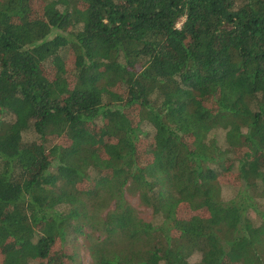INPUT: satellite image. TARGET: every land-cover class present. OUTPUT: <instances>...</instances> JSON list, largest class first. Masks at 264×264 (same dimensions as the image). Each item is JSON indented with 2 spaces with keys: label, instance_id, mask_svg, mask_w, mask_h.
<instances>
[{
  "label": "trees",
  "instance_id": "1",
  "mask_svg": "<svg viewBox=\"0 0 264 264\" xmlns=\"http://www.w3.org/2000/svg\"><path fill=\"white\" fill-rule=\"evenodd\" d=\"M263 198L264 0H0V264H264Z\"/></svg>",
  "mask_w": 264,
  "mask_h": 264
},
{
  "label": "rangeland",
  "instance_id": "2",
  "mask_svg": "<svg viewBox=\"0 0 264 264\" xmlns=\"http://www.w3.org/2000/svg\"><path fill=\"white\" fill-rule=\"evenodd\" d=\"M213 137L220 143L223 139V135L220 133H215ZM31 136L28 137L29 140ZM237 190L231 187H223L222 189V196L225 200L232 199L235 195ZM126 200L129 205L136 211L137 216L140 217L142 220L146 222L153 221V215L151 210L143 206L137 197L133 196H126ZM262 204L260 208H264V198L262 200ZM253 220L257 219V216L254 213H251ZM74 244H65V245H58L52 255V260L55 263L52 264H91V257L87 252L86 248L82 244V240L80 238L74 241ZM196 257L193 260L197 259Z\"/></svg>",
  "mask_w": 264,
  "mask_h": 264
}]
</instances>
